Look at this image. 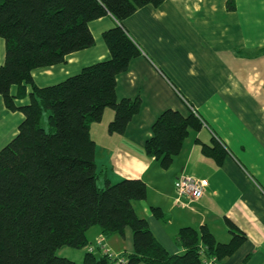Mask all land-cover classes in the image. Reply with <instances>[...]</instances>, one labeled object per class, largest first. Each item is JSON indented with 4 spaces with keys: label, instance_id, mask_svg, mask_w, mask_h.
Returning a JSON list of instances; mask_svg holds the SVG:
<instances>
[{
    "label": "trees",
    "instance_id": "1",
    "mask_svg": "<svg viewBox=\"0 0 264 264\" xmlns=\"http://www.w3.org/2000/svg\"><path fill=\"white\" fill-rule=\"evenodd\" d=\"M166 0H0V41L6 44L0 67V96L24 120L17 136L0 151V264H78L61 255L84 250L82 264H116L110 254L89 252L94 227L106 240L133 232V251L120 255L127 264H206L233 256L247 237L227 220L232 238L217 241L207 228L180 229L170 253L155 237L135 203L148 197L142 179L112 182L96 162L91 126L112 109V134H124L141 109L140 98L117 97V77L141 54L123 22L140 8ZM236 9L235 0L227 3ZM107 15L119 23L103 33L110 57L48 86L35 83L37 69L66 63L73 53L96 44L90 24ZM197 114L164 111L145 144L146 154L169 169L192 130ZM203 151L222 161L218 145ZM153 214L163 217L159 208ZM98 241V240H97ZM107 247V246H106ZM115 255V254H113ZM117 256V255H116Z\"/></svg>",
    "mask_w": 264,
    "mask_h": 264
},
{
    "label": "crops",
    "instance_id": "2",
    "mask_svg": "<svg viewBox=\"0 0 264 264\" xmlns=\"http://www.w3.org/2000/svg\"><path fill=\"white\" fill-rule=\"evenodd\" d=\"M228 1L166 0L127 18L123 27L141 54L118 75L116 91L119 100L140 98L141 109L124 134L110 133L115 112L106 109L92 124L91 136L98 168L112 182L137 178L147 184L148 197L135 209L170 253L184 252L175 243L184 227H207L217 241L229 242L230 220L247 240L233 256L208 258L206 264H264V0H235L234 11ZM117 24L111 15L93 21L95 46L69 55L66 63L35 70V83L53 85L109 59L103 33ZM5 58L1 40L0 67ZM168 109L185 116L194 112L202 125L190 132L166 170L146 154L145 144ZM23 120V113L10 111L0 96V151L17 136ZM214 144L224 154L222 161L203 151ZM182 175L208 181L200 200L177 201L175 182ZM88 236L95 244L102 231L94 227ZM106 246L117 256L131 253L132 230L124 238H108ZM78 251L73 260L79 264L85 251Z\"/></svg>",
    "mask_w": 264,
    "mask_h": 264
},
{
    "label": "built area",
    "instance_id": "3",
    "mask_svg": "<svg viewBox=\"0 0 264 264\" xmlns=\"http://www.w3.org/2000/svg\"><path fill=\"white\" fill-rule=\"evenodd\" d=\"M207 185L208 181H202L193 176H180L175 182L177 201L180 202L183 198H189L194 201L200 200L204 196ZM99 250H101L102 253L110 254V250L105 246L104 237H100L96 245L89 247V252H96ZM110 255L116 259V264H127V261L121 256Z\"/></svg>",
    "mask_w": 264,
    "mask_h": 264
},
{
    "label": "rangeland",
    "instance_id": "4",
    "mask_svg": "<svg viewBox=\"0 0 264 264\" xmlns=\"http://www.w3.org/2000/svg\"><path fill=\"white\" fill-rule=\"evenodd\" d=\"M79 254L80 253H79L78 250L72 249V248H68V247L63 249V251L61 253V255L67 256V257L72 258V259H74V257L78 256ZM79 264H82V263H79Z\"/></svg>",
    "mask_w": 264,
    "mask_h": 264
}]
</instances>
